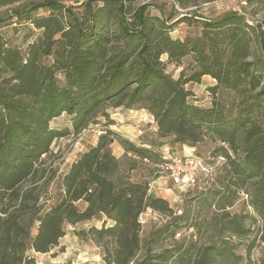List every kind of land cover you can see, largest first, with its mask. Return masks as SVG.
I'll use <instances>...</instances> for the list:
<instances>
[{
  "label": "trees",
  "instance_id": "trees-1",
  "mask_svg": "<svg viewBox=\"0 0 264 264\" xmlns=\"http://www.w3.org/2000/svg\"><path fill=\"white\" fill-rule=\"evenodd\" d=\"M125 2L86 0L75 7L60 0H0V23H26L37 31L21 50L0 30V264H36L30 251L46 254L67 227L93 220L101 226L83 236L101 249L106 264L244 260L237 245L223 238L205 246L182 241L173 253L147 250L136 259L140 215L148 208L165 215L171 209L148 193V180L134 181L131 172L145 162L163 165V148L191 147L199 158L198 148L207 143L219 145L216 171L226 183L212 198V207L227 219L222 231L244 237L253 228L264 244V26L230 12L215 20L196 18L199 30L173 38L174 24L149 16L146 5L128 18ZM168 65L179 72H169ZM205 76L215 84L204 107L191 100L186 86ZM107 108L145 111L155 134L137 144L105 126V134L61 176L53 196V144L79 135L100 116L108 119ZM63 115L71 128L53 127ZM113 143L127 158L124 172ZM237 192L251 215L226 211L233 206L226 193ZM252 248L246 247L245 264H264V253L250 261Z\"/></svg>",
  "mask_w": 264,
  "mask_h": 264
},
{
  "label": "rangeland",
  "instance_id": "rangeland-1",
  "mask_svg": "<svg viewBox=\"0 0 264 264\" xmlns=\"http://www.w3.org/2000/svg\"><path fill=\"white\" fill-rule=\"evenodd\" d=\"M60 1L68 6L78 7L86 0ZM125 4L130 9L128 18L139 6L146 5V12L149 16H157L169 24H174L170 32L173 38H183L187 34L199 30L196 24L200 23L195 21L196 18L215 20L230 12L244 15L249 24H262L264 26V0H134L131 2L126 0ZM3 12H5V8L0 10V14ZM182 17H188V19L177 22ZM0 30L9 40L10 45L21 50H24L26 45L34 40L37 35V31L26 23L3 22L0 23ZM167 69L174 75L179 72L171 65H168ZM214 84L215 82L210 77L205 76L201 78L199 83L188 84L186 88L193 94L191 100L195 104L205 107L209 105L211 99L208 88ZM105 112L109 115L108 119L100 116L97 124L89 125L79 135H70L55 141L53 144L54 157H52L51 164L57 169L54 183L49 188L53 196L58 192L61 176L66 173L80 152L91 147L93 142L95 143L105 126H110V131L137 144L147 139L145 132L149 131L150 125L148 123L150 120L146 113L125 111L121 108H107ZM111 121L113 124L109 125ZM53 127L60 129L70 127L68 117L63 115L55 120ZM144 129L145 131H143ZM218 148L219 145L213 143H207L206 146L198 148L201 153L198 155L204 163L206 172H201L197 180L190 186L179 188L174 185L169 177L170 172L165 169L164 165L158 167L145 162V165H140L136 171L131 172L130 175L134 181L143 178L148 180V193L150 195L162 192L161 196L167 201L171 209L170 214H155L149 217L151 218L150 222L141 229L142 247L136 256L137 260L141 259L147 250H150L151 254H159L164 251L173 253L182 241L197 240L198 246H205L218 238L234 242L237 245L235 253L245 258L239 262H233L232 258H228L224 264H245L248 256L246 247L250 244H253L249 254L250 261L255 262L262 256L264 244L259 242L253 228L251 233L244 237H236L228 231H222L223 226H226L227 219L221 213H217L216 208L212 207L213 192L220 190L222 185H226L225 182L222 183V173L216 171L222 163L220 158H214L216 154H219ZM111 149L113 154L119 158L121 170L124 172L127 158L123 156L121 147L118 143H113ZM159 149L157 148V150ZM173 150L178 156L183 153L178 146H174ZM236 195L237 198L231 193H226L225 197L233 202V206L227 208L226 211L230 214L247 213L251 215L250 208L242 194L237 192ZM47 203L50 204L51 202L48 201ZM193 224H196L197 227L194 228ZM92 226L99 228L101 221L93 220L76 226H69L56 248L46 254L30 251L29 255L34 258L36 264H106L103 261L101 249L88 237L83 236V232ZM152 233L154 235H151Z\"/></svg>",
  "mask_w": 264,
  "mask_h": 264
},
{
  "label": "built area",
  "instance_id": "built-area-1",
  "mask_svg": "<svg viewBox=\"0 0 264 264\" xmlns=\"http://www.w3.org/2000/svg\"><path fill=\"white\" fill-rule=\"evenodd\" d=\"M105 134V129L99 135ZM161 159L165 169L170 172V179L174 185L180 187L190 186L195 182L201 172H206L203 161L195 156L194 149L189 152H183L178 156L171 152L168 148H163L161 151ZM155 215L151 209H146L139 217L141 227H144L151 219L150 216Z\"/></svg>",
  "mask_w": 264,
  "mask_h": 264
},
{
  "label": "crops",
  "instance_id": "crops-1",
  "mask_svg": "<svg viewBox=\"0 0 264 264\" xmlns=\"http://www.w3.org/2000/svg\"><path fill=\"white\" fill-rule=\"evenodd\" d=\"M132 111H134V110H132ZM141 111V110H140ZM136 112H139V111H136ZM141 112H144V113H146L145 111H141ZM146 115H147V113H146ZM148 117V116H147ZM149 127H148V130L149 131H147V132H145L146 133V135L147 136H152V135H154L155 134V131H156V127H155V124L153 123V122H151V119L149 118ZM96 141H97V139H96ZM96 141H95V143H96ZM94 142L91 144V146H93L94 144H95ZM192 148L191 147H187V146H184V147H182V152H189L190 150H191ZM121 151H122V153H123V150L121 149ZM161 194H162V192H158V194H156V195H151L152 197H160V198H163L162 196H161ZM166 194V193H165ZM167 195V194H166Z\"/></svg>",
  "mask_w": 264,
  "mask_h": 264
}]
</instances>
